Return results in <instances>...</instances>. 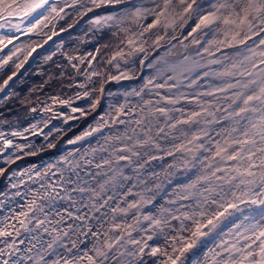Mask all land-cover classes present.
I'll use <instances>...</instances> for the list:
<instances>
[{"label":"snow or ice","instance_id":"obj_1","mask_svg":"<svg viewBox=\"0 0 264 264\" xmlns=\"http://www.w3.org/2000/svg\"><path fill=\"white\" fill-rule=\"evenodd\" d=\"M58 2L62 5L59 8L49 0H0V20L7 22L9 18H23L42 10L33 27L21 32L27 35L41 25L47 27L52 14H55L53 19H63L61 13L68 15L66 10L77 5V15H87L99 8L114 9L111 15L101 16L92 23L111 22L119 26L135 22L140 25L138 31L130 33L129 29H122L129 33L121 41L128 51L118 48L108 61L109 64L116 62L117 69L121 61L127 64L140 53L144 58L139 63L144 65L148 59L145 47L148 39L155 37L150 47L157 49L164 40V36L154 30L171 26L176 16L182 18L184 13H204L197 28L203 25L211 31L210 25L219 27L218 22H222L225 39L211 42L217 52L222 51V46L244 45V48L242 52L237 49L235 60L225 55L223 60H211L208 65L201 63L204 56L199 50L196 52L199 59L186 54L178 58L154 56L145 65L154 74L143 87L124 93L125 101L118 106L107 104L106 112L93 116L94 125L67 141L76 145L100 134L97 146L83 152L75 148L43 169L33 166L24 172H12V176L21 179L10 188L24 186L25 190L11 193L0 190V264H143L145 255L156 257L158 254L166 258L163 264H183L181 257L194 242L188 243L179 233L190 232L197 239L206 236L208 233L202 229L207 225L201 221L207 219V224L211 225L209 231L216 229L221 218L233 215L229 209L240 210L233 202L236 200L256 208L251 217L245 216L240 223L233 220L227 232L218 233L220 241L215 249L209 250L213 255L206 260L208 264H264V39L254 45H249L252 36L247 33L238 39L241 25L247 23L248 32H252L255 26L252 20L264 31V0H222L219 6L210 4L211 11L206 13L204 4H197V0H176L175 3L174 0H151L150 7L141 0ZM177 7L182 9L181 13H176ZM44 11H48L49 16H44ZM241 14L240 24L231 19ZM149 17L152 23L140 24ZM2 27L4 25H0ZM15 27L20 32L19 26ZM18 39L16 35L0 36V51L13 45L11 55L0 59V67L23 51L14 45ZM36 47H32L28 55L35 52ZM203 52L215 55L210 48H204ZM69 59H78L84 64L86 58ZM95 59L88 54L89 64ZM211 64L222 70H211ZM72 67L75 69L76 65ZM86 77V83H78L77 87L87 89L88 84L99 83L98 89L85 90L83 95L75 96L76 100H81L98 91L99 98L89 99L88 108L73 107L72 100L57 97L51 98L52 104L67 105L72 113L86 117L95 112L105 97L113 95L105 92L104 82L132 78L124 73L109 78L97 71L88 72ZM94 77H103V81H94ZM213 78L215 87L197 91L201 81ZM8 80L4 81L5 86ZM3 90L0 87V91ZM131 98H138L137 102L132 103ZM193 105L195 108L191 107ZM43 111L52 109L45 107ZM31 132L37 134V125H31ZM39 132L43 134L42 129ZM10 135L16 137L23 133L14 131ZM0 141V152L12 147L17 151L32 147L14 145L4 132H0ZM166 157H171L173 163L168 165L163 178L161 173L149 171L153 161ZM6 162L15 161L9 156ZM126 169L132 175L126 174ZM176 169L190 172L191 176L183 185L173 188L175 199L168 201L170 206H161L154 213L144 212L145 205L154 201L149 195L153 191L149 184L159 189L165 180L171 183L169 178ZM4 172L5 169L0 168V174ZM25 176L27 180L22 179ZM134 188L141 190L133 193ZM236 190L241 195L237 196ZM133 194L137 199L129 201L128 197ZM209 216L212 218L208 219ZM173 221L178 223V228ZM186 222H191L194 231ZM173 231L178 234L171 235ZM133 232L139 238L134 237ZM154 237L169 243L171 252L150 246L148 241Z\"/></svg>","mask_w":264,"mask_h":264},{"label":"bare ground","instance_id":"obj_2","mask_svg":"<svg viewBox=\"0 0 264 264\" xmlns=\"http://www.w3.org/2000/svg\"><path fill=\"white\" fill-rule=\"evenodd\" d=\"M49 2L53 3L57 8L62 6L58 2V0H49ZM141 2L149 7L151 6V0H141ZM175 2L176 0H174V3ZM221 2L222 0H197V4H204L205 13L211 11L210 4L214 3L219 6ZM193 7L195 8L196 6L193 5ZM73 9H67L66 11L69 13ZM40 11L42 10H38L37 12L31 13L29 16L23 18L12 17L9 18L7 22H5L4 20H0V25H4V27L0 28V36H3L5 38H12L13 35L19 36V39L14 41V43H17L19 47L22 46L23 43H25L24 46L20 47L21 49H23V51L15 56V58L17 59L21 55H23V57L17 63L15 69L6 76L5 80H8L10 76H12L13 78L11 80H8L7 86L4 85V82L1 86L4 90L0 91V101H3L5 98H7V96L11 93V85L14 83V81L19 77L21 73L25 71V69L33 64V62L38 57H45L47 55L51 56L55 51H57V45L55 46V42L57 39L63 36L65 37L71 32L76 31L80 27V25L88 20L97 19L101 16L111 15L114 9H94L93 12H89L87 15L77 16V18L73 22L62 28H58L57 26L59 23V17H55V19H53L52 17L55 16V14L49 16V12L44 11V16H49L51 23H47L46 21L45 23H47V27L41 25V27L35 32L29 33L27 35H22L21 32H26L28 28L33 27V25L37 22ZM178 12H182V9L180 7L176 8V13ZM203 14L204 13L197 12L184 13L182 18L180 16H176L175 21L174 23H171V26L154 30L156 34L163 35L164 40L161 42V47L157 49L150 47L152 39H154L155 37L152 36L148 39V44L145 45V47L148 49V59L145 60L144 65H141L139 63V61L144 58V54L140 53L130 58L127 64L121 61L119 69L115 67L114 70H110L107 68L100 70L97 66V59H95L91 64H89L87 60L89 53L96 57L97 49L99 47L98 40H95L91 46L84 48L83 50L86 51L82 55H78V52H75L73 54L64 53L62 55L63 60L59 62V66L61 67V69L66 68L67 65L72 67V65L75 64L76 68H72L74 71L78 72L76 78L73 81L74 90L66 94H61L59 92L46 94L42 96L36 104H33L30 107L29 112L24 120L20 121L18 119H14L9 123H0V132H4L7 139L13 140L14 145L23 146L27 144L32 146L30 148L25 147L22 151H17L15 147H12L10 149L4 150L3 152H0V168L5 169V172L3 174H0V190H4L9 193L15 192L17 190L23 192L25 190L24 186H21L19 189L10 188V185L12 183H16L19 181V179H21V177L12 176V172H24L25 169L33 168V166L43 169L45 165L53 163L54 161L58 160L60 156L66 155L67 152L72 151L75 148H80L81 152H83L84 149L88 147L97 146L96 140L99 138L100 134H94V137H90L88 138V140L81 141L76 145L69 144L67 143V141L70 139H75L77 136L82 135L84 131L88 130L89 125H94L95 120H93V116L97 113L102 115L104 112H106L108 110L107 104L111 103L118 106L125 101L124 93L129 92L132 89H139L143 87L144 83H146V81L154 74L151 68L145 66L147 65L148 61L152 60L154 56L158 55L160 57L168 56L169 58H178L180 55L186 54L190 58L199 59L198 57H196V52L199 50L204 56V59L201 61V63L204 65H208V62L211 60H223L225 55H227L231 60H235L237 57L236 50H242L244 48V45H236V47L233 48L222 46V51L217 52L216 47L212 45L211 42L225 39V36L222 33L224 25L222 24V22H218L219 27H217L216 25H210V28L212 29L211 31L209 28L203 27V25H201L200 28H197V25L200 24V19ZM61 15L64 16L63 13H61ZM225 15L227 14L225 13ZM241 17L243 18V14H241V16L238 18H236V16H233L231 17V19L236 18V20L239 21ZM35 18L37 19L34 20ZM249 19L251 20L252 17H249ZM253 21L254 20H252V24ZM152 22V18L149 17L148 20L141 21L140 24L143 25ZM22 23H25L23 27L20 26ZM15 26H19L20 32L16 31ZM139 27L140 25H136L133 31H138ZM256 28V32L260 33L259 36L252 35L248 32L247 23L245 24V26L242 25L240 29H238L239 31H241V36L238 37V39H240L241 37L243 38L245 33H247V35L252 36V40L248 41L249 45H251L256 39L260 38L261 34L263 33L260 27L256 26ZM53 33L56 34L54 35ZM127 35L123 40L126 39ZM49 37H51V39H49ZM195 41H199V43H196ZM230 42L235 44L234 41ZM37 45H40L41 47H36ZM32 47H36V51L32 52L31 55H28V52ZM118 48H123L124 51H128L127 47L120 43L113 54L118 50ZM204 48H210L211 52L215 53V55L209 56L207 53H204ZM7 49L8 48L0 51V57ZM60 50H62L61 47ZM69 57H85V62L87 63L85 65L80 64L78 59L70 60ZM115 63L116 62H113L114 65ZM225 64L227 65L228 61H225ZM18 65L23 66L19 67ZM209 67L211 70L215 71L222 70L220 66L216 64H211L209 65ZM91 71L101 72L109 78L111 76L120 75L121 73L129 75L132 78L127 80L121 79L115 81L109 79V81L104 82L103 86L105 92H111L113 95L105 97V99L101 101V104L97 106L95 112L90 113L86 117L80 116L79 113H72L71 109L67 105L52 104L51 98L57 97L59 99L72 100L73 107L88 108L89 99L94 101L95 99L99 98L98 91L92 97L84 98L81 100H76L75 96L78 93L80 95H83V92L85 90H91L93 88L98 89L99 83L88 84L87 89H81L77 87L78 83H86V74ZM13 73H15V76H13ZM81 73H84L85 75H81ZM93 79L94 81L98 82L103 81V77H94ZM215 86L216 82L214 78L204 80L201 81L197 91H203L206 88L211 90V88ZM131 99L132 103H136L138 98ZM45 107L51 108L52 111H43ZM191 107L195 108L194 105ZM33 108L36 109L35 112L31 111V109ZM67 116H77L78 119L66 120L65 117ZM96 118L98 119L99 116L97 115ZM45 123L48 124V127L46 128L44 127ZM31 125H37L36 135H32ZM26 128L30 130L24 131ZM40 129L43 130V134H40ZM14 131L22 132L23 135L13 137L10 135V133ZM107 132L108 130H105V134H107ZM49 133H51V135H49ZM45 136H47V139H45ZM0 144H2V141H0ZM49 144L56 145V147H49ZM9 156H11L15 161L14 163L6 162L7 157ZM171 163H173L171 157H166L164 160L153 161L151 163L149 171L155 170L157 173H161V176L163 178L165 170H167L168 165ZM125 171L126 174L132 175V173L128 172L127 169ZM190 176V172H186L182 169H176L174 170V175L169 178L171 180V183L165 180L159 189L155 188V186L150 183L149 187L152 188L153 191L152 193H149V195L154 197V201L152 204L145 205L143 211L154 213L161 206L169 207L170 205L168 204V201L175 199L173 188L177 185H183L186 181H188ZM22 179L27 180V176L23 177ZM133 183H135V181H133ZM29 186H31V182H29ZM127 186L129 185H126V187ZM140 190V188H134L133 193L139 192ZM236 194L237 196H239L241 195V192L239 190H236ZM16 199L19 200L20 198L17 197ZM135 199H137L135 194L128 197L129 201ZM229 199L231 200V197H229ZM244 199L247 200L248 197H244ZM233 202L239 205L240 210L234 211L232 209H229V211L233 212V215L227 216L226 214V219L221 218L216 229L209 231L211 225L207 224V219L201 221L202 224L207 225V227H204L202 229V231L208 233L206 236H201L197 239L196 237L192 236L190 232L179 233L185 236V239L188 243L194 242V246L187 252H185L183 257H181L183 264H201L203 261H205L206 257L210 253L209 250L215 249L216 244H218L220 241V236L218 235V233L227 232L228 227L233 220H236V223H240L245 216L251 217L252 210L256 208L255 205L240 203L238 200ZM237 217H239V219H237ZM211 218V216L208 217V219ZM128 222L131 223V219H129ZM213 223H216V221L213 220ZM245 223H247V221H245ZM144 225H147V221L144 222ZM173 225L175 228L179 227L176 221H173ZM186 226L192 228L194 231L191 222H186ZM177 234L178 233L176 231H173L171 233V235ZM132 235L136 238H139V236H137V233L135 232H133ZM148 244L153 247H160L161 249L167 248L168 251L171 248L170 244L167 243L163 238L157 239L154 237L153 240L148 241ZM147 251L148 250L146 249V252ZM165 259V257L160 256L159 254L156 257L145 255L143 258V264H163V261Z\"/></svg>","mask_w":264,"mask_h":264},{"label":"trees","instance_id":"obj_3","mask_svg":"<svg viewBox=\"0 0 264 264\" xmlns=\"http://www.w3.org/2000/svg\"><path fill=\"white\" fill-rule=\"evenodd\" d=\"M104 38L106 39V44L103 43ZM119 40L120 38L114 34L113 29L108 28L101 33L102 43L98 52V62L101 66V62H103V60L105 62L106 58L109 57ZM72 41L76 42V44L79 42L78 39ZM90 43V41L86 42L87 45ZM65 49L69 52L74 51V48L70 45ZM41 63L43 64V71L39 74L30 72L28 74V79L24 85L21 86L18 94L13 93L8 100L0 104V121H10L14 118L23 119L27 114L25 111H27L26 109H28L29 105L38 100L44 94L53 91L67 93L72 90V82L76 76L75 71L71 68L61 71L56 56ZM14 69L9 66L5 73V70H2L3 73L0 75V84Z\"/></svg>","mask_w":264,"mask_h":264},{"label":"rangeland","instance_id":"obj_4","mask_svg":"<svg viewBox=\"0 0 264 264\" xmlns=\"http://www.w3.org/2000/svg\"><path fill=\"white\" fill-rule=\"evenodd\" d=\"M90 6V5H89ZM76 12H77V9L76 10H74V12H72L71 14H69L68 16H66L65 17V20L63 21V22H61L59 25H58V28H62V27H65V26H67V25H69L71 22H73L76 18H77V16H79V15H77L76 14ZM179 13V12H178ZM236 18H238V17H236ZM236 18H234L235 20H236ZM37 18H35L34 20H36ZM242 19V17L240 18V20ZM240 20L239 21H237L236 20V22L238 23V24H240ZM92 21L93 20H90V21H86V22H84L82 25H80V27L76 30V31H73V32H71L70 34H68V35H66L64 38L63 37H61V38H59V39H57L56 40V42H55V46L57 45V47L58 46H60L61 44H63V46L65 45V43L66 42H68V40H70V39H73V38H77V39H79V42L78 43H80V46L82 47L83 46V42H89L88 40H87V38L88 39H93V38H101V34L99 35L98 33H97V31H95V30H97L95 27H93L94 28V30L92 29V31H90L89 33H88V35L85 37V35L83 34V31L84 30H90V24H93L92 23ZM110 23V22H109ZM134 23L135 22H128V24H129V27L131 28L133 25H134ZM67 24V25H66ZM246 24V23H245ZM245 24L243 25V26H245ZM25 25V23H22L20 26H24ZM253 25H255L254 27H253V29H252V32H249L250 34H252V33H255L256 32V30H257V28H256V26L257 27H259V25L257 24V22L254 20L253 21ZM30 27H31V25H30ZM82 27H85L84 28V30L83 31H80L81 29H82ZM107 27L108 28H110V25L108 26L107 25ZM106 27V28H107ZM114 27H118L117 25H112L111 26V28L110 29H113L114 30ZM127 29H129L128 27H127ZM105 30V29H104ZM120 32V31H119ZM124 31L123 30H121V34L123 33ZM193 32V31H192ZM79 36V37H78ZM242 38V37H241ZM63 42V43H62ZM76 43V42H75ZM77 43V44H78ZM101 43H102V41H101ZM103 43L104 44H106V39L104 38L103 39ZM119 43V42H118ZM24 44L25 43H23L22 44V46H24ZM14 45L16 46V47H19L18 45H17V43H14ZM53 45H54V43H53ZM22 46H20V47H22ZM66 46H68V45H66ZM65 46V47H66ZM88 46V45H87ZM19 47V48H20ZM53 47V46H52ZM78 48V55H82V54H84L85 53V51L86 50H83L82 48ZM12 48H13V45H10L9 47H8V49L3 53V55H1V57H0V59H6L7 58V56L8 55H10L11 54V50H12ZM258 51L260 50V49H257ZM241 51V50H240ZM76 52V53H77ZM242 52V51H241ZM236 54H237V50H236ZM23 57V55H21L18 59L17 58H15V57H13V60H11V61H9L8 62V64H6V65H3L2 67H0V75L3 73V71L2 70H5L4 71V73L6 72V70H7V68L9 67V66H11L12 67V69H14L16 66H17V63L21 60V58ZM47 59L46 58H44V57H38V59L33 63V64H31L26 70H25V72L23 73V74H21L15 81H14V83H13V85H12V87H11V94H9L8 96H7V98L6 99H4L3 101H0V104L1 103H3L4 101H6V100H8L9 99V97L13 94V93H16V94H18V91L20 90V88H21V86L22 85H24V83L26 82V80L28 79V74L30 73V72H34V73H37V74H39V73H41L42 71H43V64L41 63V62H44V61H46ZM87 62H85L84 63V65L86 64ZM101 64H102V66H104V60H103V62H101ZM101 65H100V67H102ZM111 68H112V66H111ZM1 79V78H0ZM0 82H1V80H0ZM3 84V83H2ZM2 85L0 84V87H1ZM39 101V99L38 100H36L35 102H33L32 104H30L29 105V107H28V109H26L27 111H25L26 113L29 111V109H30V107L33 105V104H36L37 102ZM25 113V114H26ZM225 238H228V237H225ZM182 246V245H181ZM169 252H171V248L169 249ZM211 255H213V253L212 252H210L209 254H208V256H211ZM201 264H208V262H207V260H205V261H203Z\"/></svg>","mask_w":264,"mask_h":264}]
</instances>
